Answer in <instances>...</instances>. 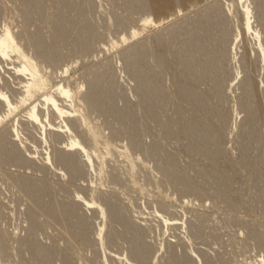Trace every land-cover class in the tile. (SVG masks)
Wrapping results in <instances>:
<instances>
[{
  "label": "rangeland",
  "instance_id": "1",
  "mask_svg": "<svg viewBox=\"0 0 264 264\" xmlns=\"http://www.w3.org/2000/svg\"><path fill=\"white\" fill-rule=\"evenodd\" d=\"M192 1L0 0V31L11 30L45 80L0 123V264H260L262 57L251 32L237 36L232 0ZM263 11L251 25L264 41ZM20 82L0 68L13 103ZM61 84L89 119L68 123L95 148L91 170L42 163L69 135L42 143L25 123L18 147L10 143L16 120ZM82 198L95 202L90 211L74 204Z\"/></svg>",
  "mask_w": 264,
  "mask_h": 264
},
{
  "label": "bare ground",
  "instance_id": "2",
  "mask_svg": "<svg viewBox=\"0 0 264 264\" xmlns=\"http://www.w3.org/2000/svg\"><path fill=\"white\" fill-rule=\"evenodd\" d=\"M196 1L193 0L192 3H195ZM247 1H249V0H247ZM247 1L246 0H232L231 4L229 3L230 5H227L228 6L227 9H228V11L233 12L232 15L234 18L238 17V19H239V16H241V18L243 19L242 21L240 20L241 18L239 19L240 20L239 22H241L243 28L241 29L240 28L241 26L240 27L237 26V28H236V30L238 29V35L237 36L242 35L243 31H245V33L247 32L246 33L247 35L251 32L252 37H250V38L253 41L254 46H255L252 48V52H253V54L255 53V55H258V57L259 56L262 57L263 64L261 65V69H263L262 66L264 65V41H263L261 32L257 29H254V28L252 29V26L254 24L251 25V22H252L251 20L253 17H255V15L257 18L261 17V14H263L262 8H264V7H262V5L259 3L261 1L257 2L255 0L254 2L256 4V7H255L256 11L254 10L255 11V13H254L255 15H254L252 13L253 7L251 9V6L249 4H247ZM213 10H215V8ZM221 13H222L221 15H219L218 13H216V14L219 15V17L221 18L222 21H225L226 20L225 11L223 10V12L221 11ZM163 17L165 19L168 16L163 15ZM163 17L161 14L160 17L157 16L154 19H151V18L146 19L145 23L153 22L155 24V23L160 22ZM236 20L237 19H235V21ZM258 21H260V20H258ZM138 31L137 30L133 31L132 37H135L139 33ZM27 57L28 56H26L25 53L22 52L21 46L16 41L15 36L11 32V30L7 26H4L3 29L0 31V66H1L0 68L2 70H4L5 73L7 72L10 75V77L15 78V79H20L21 81H23V83L20 82L22 85V87L20 88L22 92L20 94L19 100L15 101V103H13L14 101L12 102V100L10 99L9 95H7V93L0 90V108L3 110V115L0 116V123L17 109V107H18L17 102H18V104L26 103L27 100H30V98L34 95L35 90L41 88V86L45 82V80L40 75V71H39L38 66L30 59L31 57L30 58H27ZM204 57L206 58V61L208 62L211 56L208 55V53H205ZM14 58L16 60H19L18 65H15V63H14L15 61H13ZM233 58H235V57H233ZM134 74L137 77L142 75L140 70L134 71ZM250 82L251 81H248L247 83H245L246 86H250ZM37 102L38 103L33 104L32 106H30V108L27 111H25L26 112L25 116H22L16 120V125H13V127H14L12 129L13 132L11 131V133H9V135L11 137L10 143L12 145H15L18 147V144H17L18 140L17 139L19 137V132L17 130L18 129L17 127L19 124H25V123L29 124V125L32 124V126H33V124H36V126H38L39 129L37 128V130L39 131L38 134L40 135L39 140H42L43 141L42 143H48L49 142V141H47L48 140L47 136H53L54 139H57L56 137L69 135L67 138L69 141L67 140L68 143L64 147L59 146L60 148H57L55 146V148L53 149L52 152L46 151L44 153H41L42 158H40V159H41L42 163L48 164V163H53V161H60V162H63L67 165H72V164H74V162L78 161V163H79V161H80L81 163L83 162V164H86V163L89 164L90 170H91V165L94 162L92 159L93 158L92 153H94L95 148H94V146H92L91 148H87L88 146L86 145L87 146L86 147L85 144H83L84 143L83 141H80L74 135L71 136L72 129L68 123V120H70L73 117V115H77L78 116V125L80 127L84 126L85 128H87L88 124H89L88 123L89 119L86 118L87 115H84L82 113V112H84L83 108H81V109H83V111H81V109L75 107L77 104L75 103V99L73 98L72 92L69 89V87L65 86L63 84L58 85L57 89L54 92L45 93L43 95V98ZM42 113H44L45 115H43ZM51 116L53 117L54 120H57L56 123L51 122V120H50ZM75 119H76V117H75ZM87 131H89L88 133L92 135L91 137H96L98 134L96 129L92 128V127H89ZM12 133H14V134H12ZM93 144H95V143H93ZM94 155H95V153H94ZM23 159L25 161L32 162L34 157L31 156L30 158H27V157L23 156ZM33 163H35V162L33 161ZM86 168H87V166H86ZM92 168H93V166H92ZM74 204L80 206L81 209L86 212V211L91 210V207H92V205L95 204V202L94 201L88 202V201L84 200V203L82 204V202L80 203V200H77V202H75ZM99 212H100V215L102 217L105 216V211L103 210V208L100 207ZM168 222L169 221L166 218V220L164 221V226L166 228L171 225ZM101 232L103 233V230L99 229L98 237L100 239H103V238H101V236H102ZM100 239H98V240L100 241ZM100 242H102V241H100ZM101 246L103 247V245H101ZM133 251L134 252L137 251V248L135 246L133 247ZM260 264H264V258H261Z\"/></svg>",
  "mask_w": 264,
  "mask_h": 264
}]
</instances>
